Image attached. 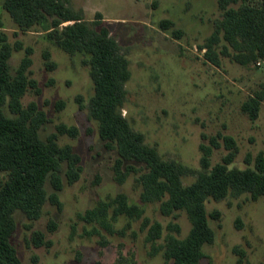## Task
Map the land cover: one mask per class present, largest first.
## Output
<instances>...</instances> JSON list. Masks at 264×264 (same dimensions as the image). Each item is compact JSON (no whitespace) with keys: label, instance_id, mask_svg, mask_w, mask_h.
Masks as SVG:
<instances>
[{"label":"rangeland","instance_id":"obj_1","mask_svg":"<svg viewBox=\"0 0 264 264\" xmlns=\"http://www.w3.org/2000/svg\"><path fill=\"white\" fill-rule=\"evenodd\" d=\"M2 3L0 47L4 38L12 48L10 75L15 77L22 61L30 60L24 74L34 85L27 86L21 104H35L43 114L38 131L42 142L51 139L79 158L75 182L68 183L67 164L61 162L60 190L53 188L50 178L45 183L47 195L57 196V205L47 201L35 221L15 213L10 241L21 264H116L119 256L124 264H172L165 262L162 251L150 256L141 220L121 216L112 224V234L80 220L98 202L122 193L129 204L143 209L151 223L162 226L163 237L184 239L190 230L185 212L164 216L159 204L142 203L141 187L133 174L122 184L114 180L116 152L101 139L98 124L89 114L94 85L87 55L71 56L57 47L48 39L45 25L18 30ZM68 7L91 28L106 27L117 43L130 73L120 112L143 137L144 145L154 148L163 161L187 169L182 176L184 186L205 171L200 146L210 147L211 138L221 145L212 148L211 166L227 154L217 138L221 135L231 136L237 145L231 168H253L246 157L264 155V101L254 120L241 111L249 97L264 93V61L241 66L224 54L223 41L214 48L219 67L205 58L214 22L222 16L218 0H68ZM166 21L171 24L167 29L161 27ZM4 112L10 116L6 107ZM59 126L75 129L76 134H60ZM205 205L208 215L217 212L219 216L209 218L214 239L203 247L199 264H264V196L251 201L248 194L230 195L221 201L208 199ZM35 231L44 235V245L32 244ZM163 242L162 238L157 243Z\"/></svg>","mask_w":264,"mask_h":264},{"label":"trees","instance_id":"obj_2","mask_svg":"<svg viewBox=\"0 0 264 264\" xmlns=\"http://www.w3.org/2000/svg\"><path fill=\"white\" fill-rule=\"evenodd\" d=\"M2 8L18 30L26 32L45 25L48 39L57 47L71 56L87 55L94 85L89 114L98 124L101 139L116 152L112 163L114 180L122 184L133 174L141 187L142 203L159 204L164 216L175 211L185 212L190 230L184 239L171 235L163 237L162 226L151 223L144 217L143 209L129 204L122 193L109 201L98 202L80 215V220L96 224L111 234L115 233L112 224L121 216L141 220L142 230L146 231L145 242L151 247L150 256L162 251L165 262L199 264L204 257L203 247L214 239L209 218L219 216L217 212L208 215L206 201H221L230 195L242 194L257 201L264 196V155L246 157V163L252 162L253 168H231L237 145L231 136L221 135L217 138L222 140L227 154L220 163L211 166L212 148L221 147L211 138L210 147L200 146V163L205 171L197 175L193 184L184 186L182 176L188 173L187 169L179 163L163 161L154 148L144 145L143 137L130 128L120 112L126 96L124 84L130 73L128 61L119 54V47L106 27L91 28L81 15L68 7V0H3ZM218 8L222 16L214 22L213 34L206 45V60L219 67L214 48L223 41L226 44L224 54L241 66L264 61V0L254 4L246 0H218ZM66 23L70 24L62 26ZM170 25L167 21L161 23L165 29ZM3 39L0 47V173L4 175L0 182V264H21L10 241L15 230V213L20 212L29 221H35L40 218L47 201L57 205V196L47 195L45 183L50 178L53 188L60 190L61 162L67 164L68 183L75 182L79 158L70 148L60 149L51 139L46 143L40 140L38 131L44 123L43 114L35 104L27 107L21 104L27 86L34 85L24 74L30 60L25 58L16 76L12 77L8 68L12 48ZM15 49L20 50V47ZM261 101H264V93H255L241 105V111L254 120ZM5 107L10 116L5 114ZM57 130L60 134H76L75 129L65 126ZM51 227L55 228V224L51 223ZM162 238L164 242L159 245L157 242ZM44 239L42 233L32 232L33 245H44ZM123 261L119 256L116 264H124Z\"/></svg>","mask_w":264,"mask_h":264}]
</instances>
